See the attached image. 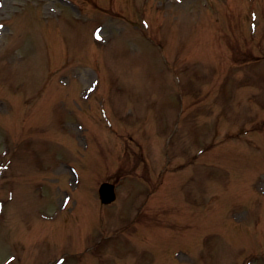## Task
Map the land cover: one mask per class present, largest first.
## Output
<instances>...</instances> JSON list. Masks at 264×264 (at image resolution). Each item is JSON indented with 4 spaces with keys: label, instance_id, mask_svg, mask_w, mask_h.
Listing matches in <instances>:
<instances>
[{
    "label": "rangeland",
    "instance_id": "1",
    "mask_svg": "<svg viewBox=\"0 0 264 264\" xmlns=\"http://www.w3.org/2000/svg\"><path fill=\"white\" fill-rule=\"evenodd\" d=\"M0 264H264V0H0Z\"/></svg>",
    "mask_w": 264,
    "mask_h": 264
},
{
    "label": "water",
    "instance_id": "2",
    "mask_svg": "<svg viewBox=\"0 0 264 264\" xmlns=\"http://www.w3.org/2000/svg\"><path fill=\"white\" fill-rule=\"evenodd\" d=\"M101 200L104 203H111L113 202L117 195H116V187L114 184L105 182L100 186L99 189Z\"/></svg>",
    "mask_w": 264,
    "mask_h": 264
}]
</instances>
